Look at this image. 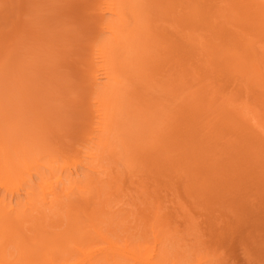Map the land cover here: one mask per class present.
<instances>
[{
    "label": "rangeland",
    "instance_id": "obj_1",
    "mask_svg": "<svg viewBox=\"0 0 264 264\" xmlns=\"http://www.w3.org/2000/svg\"><path fill=\"white\" fill-rule=\"evenodd\" d=\"M5 179L3 264H264V0H0Z\"/></svg>",
    "mask_w": 264,
    "mask_h": 264
},
{
    "label": "bare ground",
    "instance_id": "obj_2",
    "mask_svg": "<svg viewBox=\"0 0 264 264\" xmlns=\"http://www.w3.org/2000/svg\"><path fill=\"white\" fill-rule=\"evenodd\" d=\"M112 6L113 7L111 9H109L108 12L112 13V14H116V11H115L116 6H114V4H112ZM108 29H111V28L108 27ZM57 174L58 173H56V175ZM10 187H11V184L7 179H5L4 181H2V180L0 181V188L4 189V191L10 190ZM43 190H44V192L51 191V193H53V192H55V187H53L52 184H50V185L47 184V186H45L43 188ZM12 191H14V190L12 189ZM45 197L47 198V196H45ZM5 202H6L5 200H0V220L2 218H4L7 214H13V211H14L13 204L10 203L9 204L10 207L8 208L7 205H4ZM5 250H6L5 244H2V248H0V264H3L1 262H3L5 260V257H4ZM137 257L141 258L142 261L148 262V259L146 257H140V256H137Z\"/></svg>",
    "mask_w": 264,
    "mask_h": 264
}]
</instances>
